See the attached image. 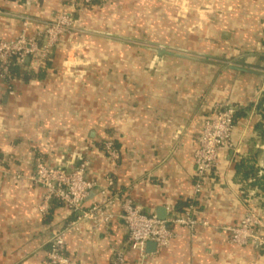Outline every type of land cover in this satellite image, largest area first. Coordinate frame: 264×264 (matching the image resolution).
I'll return each instance as SVG.
<instances>
[{
	"label": "crops",
	"instance_id": "0c3cea01",
	"mask_svg": "<svg viewBox=\"0 0 264 264\" xmlns=\"http://www.w3.org/2000/svg\"><path fill=\"white\" fill-rule=\"evenodd\" d=\"M77 1L0 0L3 39L24 23L34 36L60 13L76 24L45 59L14 63L8 84L0 78V264H45L49 239L73 218L55 199L40 212L37 159L68 172L84 163L88 179L112 180L111 192L146 213L183 214L192 202V215L207 222L173 226L166 247L142 255L127 245L116 202L107 221H83L66 235L70 264H114L117 251L125 264H264V247L232 243L225 230L248 209L264 230V190L239 166L247 160L254 177L264 170L255 107L264 94V0ZM153 43L171 54L158 57ZM221 103L237 109L233 147L196 192L197 137ZM97 199L91 191L84 207Z\"/></svg>",
	"mask_w": 264,
	"mask_h": 264
},
{
	"label": "built area",
	"instance_id": "2783aa9c",
	"mask_svg": "<svg viewBox=\"0 0 264 264\" xmlns=\"http://www.w3.org/2000/svg\"><path fill=\"white\" fill-rule=\"evenodd\" d=\"M111 1L113 0H78L76 4L89 6L95 2L110 3ZM75 26L74 20L69 15L60 13L34 36L28 35L27 23H24L22 31L15 39L0 38V78L8 84L14 63L21 64L28 57L45 59L59 42L60 37L66 32L73 31ZM8 90L12 92L9 86ZM236 112L237 109L234 106L221 103L203 121L194 152L196 192L201 191L203 181L208 175L218 174L220 153L233 147L232 135ZM101 147L111 159L118 158V153L111 141L103 140ZM261 177H264L263 169L258 170L255 178ZM32 179L44 189L38 206L40 212L46 213L50 201L55 199L65 205L73 216L49 239L45 264H70V259L66 254V235L83 221H107L111 215L107 214L106 209L116 202L120 204V217L127 227V245L131 250L142 255L149 241L154 242L156 247H166L174 236L172 228L175 225L194 229L199 224H207L206 221L198 220L192 215V205L183 214L167 215L164 219L157 218L154 213H146L124 191L111 192L112 180L108 179L106 185H101L88 179L85 175L84 163L68 172L37 159ZM93 190L98 193V199L90 206L84 207L85 199ZM260 227L259 219L254 211L248 209L237 223L226 226L225 230L232 243L263 248L264 230ZM113 263L125 264L124 254L117 251Z\"/></svg>",
	"mask_w": 264,
	"mask_h": 264
},
{
	"label": "trees",
	"instance_id": "16d2710c",
	"mask_svg": "<svg viewBox=\"0 0 264 264\" xmlns=\"http://www.w3.org/2000/svg\"><path fill=\"white\" fill-rule=\"evenodd\" d=\"M255 107H257L259 109V111L261 112V114L264 116V94L262 96V98L255 104ZM237 114V112H236ZM240 173L242 174V178L246 179V178H252V184L256 185V187H259L261 189L264 190V177L261 178H255L254 177V172H253V168L252 165L247 162V160L242 161L240 164ZM242 171V172H241ZM194 204V203H190L189 205Z\"/></svg>",
	"mask_w": 264,
	"mask_h": 264
},
{
	"label": "water",
	"instance_id": "95a60500",
	"mask_svg": "<svg viewBox=\"0 0 264 264\" xmlns=\"http://www.w3.org/2000/svg\"><path fill=\"white\" fill-rule=\"evenodd\" d=\"M153 44L156 45V51H157L158 57H162L165 54H171V52L167 50V47L165 45H162L160 43H153ZM233 68H236V67H233ZM156 216L159 219L166 218L167 216L166 209L164 207H158V209L156 210ZM155 249H156V244L154 242L149 241L146 243V248H145L146 251L151 252V251H154Z\"/></svg>",
	"mask_w": 264,
	"mask_h": 264
}]
</instances>
